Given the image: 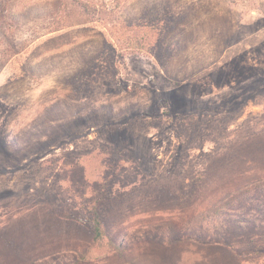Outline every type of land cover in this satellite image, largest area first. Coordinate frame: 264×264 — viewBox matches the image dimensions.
I'll return each instance as SVG.
<instances>
[{"label": "rangeland", "instance_id": "1", "mask_svg": "<svg viewBox=\"0 0 264 264\" xmlns=\"http://www.w3.org/2000/svg\"><path fill=\"white\" fill-rule=\"evenodd\" d=\"M0 264H264V0H0Z\"/></svg>", "mask_w": 264, "mask_h": 264}, {"label": "trees", "instance_id": "2", "mask_svg": "<svg viewBox=\"0 0 264 264\" xmlns=\"http://www.w3.org/2000/svg\"><path fill=\"white\" fill-rule=\"evenodd\" d=\"M131 43L132 47L135 48H140V44L145 45L135 40H131ZM97 206L98 205L95 204L90 208L91 216L89 219L92 226V241L95 246L102 248L105 246L106 240L109 238L103 216L101 215Z\"/></svg>", "mask_w": 264, "mask_h": 264}]
</instances>
